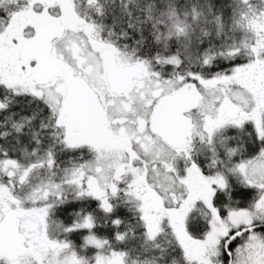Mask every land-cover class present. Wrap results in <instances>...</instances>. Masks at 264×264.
Masks as SVG:
<instances>
[{"label": "snow or ice", "instance_id": "6c2138e0", "mask_svg": "<svg viewBox=\"0 0 264 264\" xmlns=\"http://www.w3.org/2000/svg\"><path fill=\"white\" fill-rule=\"evenodd\" d=\"M0 264H264V0H0Z\"/></svg>", "mask_w": 264, "mask_h": 264}]
</instances>
